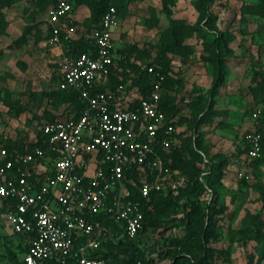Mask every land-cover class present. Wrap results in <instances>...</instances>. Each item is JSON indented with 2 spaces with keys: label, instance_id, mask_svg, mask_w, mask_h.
<instances>
[{
  "label": "built area",
  "instance_id": "2783aa9c",
  "mask_svg": "<svg viewBox=\"0 0 264 264\" xmlns=\"http://www.w3.org/2000/svg\"><path fill=\"white\" fill-rule=\"evenodd\" d=\"M71 12L68 1L47 11L52 34L45 44L58 49L56 86L78 93L85 104L81 115L43 121L41 145L31 150L0 148V162L6 160L0 165V218L25 248L24 264H64L69 258L78 264H109L92 257L102 241L100 218L115 222L122 237L135 240L151 194L175 190L182 180L176 175L165 184L163 177L172 173L156 151L180 143L178 129L160 107L164 76L148 67L152 90L136 105L133 96L98 91L118 57L114 33L119 16L110 7L90 35L95 49L72 56L64 52V41L71 38L65 26L74 22ZM259 113L253 114L255 120ZM245 141L246 157L259 158L257 132L251 130Z\"/></svg>",
  "mask_w": 264,
  "mask_h": 264
},
{
  "label": "rangeland",
  "instance_id": "374dc122",
  "mask_svg": "<svg viewBox=\"0 0 264 264\" xmlns=\"http://www.w3.org/2000/svg\"><path fill=\"white\" fill-rule=\"evenodd\" d=\"M258 1L220 0L221 4L214 8L218 17L217 30L231 37L228 47L232 54L222 63L217 65L205 60L207 55L199 37L187 41L194 49L188 64H181L178 57L172 62L175 83L169 94L179 104L180 116L190 112L185 105L199 94L206 97V110L210 108L225 112L215 115L210 123L187 131V135L199 139V153L205 162L215 163L216 155H221L227 161L222 185L218 189L217 204L218 207L224 206V212L216 217L217 235L215 241L210 242L211 246L223 252L215 255V264H264V255L260 256L256 251L255 242L244 243L239 233L250 215L260 214L264 221V155L255 165L256 162L248 159L243 150L245 132L257 131L260 127L264 131L261 119L255 120L253 117L256 111H260L259 114L264 117V88L257 87L264 78V23L259 16L242 11L244 4H257ZM129 7V15L119 18L114 33L115 47L118 51L131 47L149 51V57L135 60L137 64L145 65L155 55L154 47L160 44L169 22L161 12L160 0H138ZM28 9H33L31 0H21L14 8L6 10L9 29L0 38V140L32 141L46 119L43 117L45 111L61 115L69 109L49 102L44 96L45 92L56 89L58 79V57L51 46L44 41L36 42L35 36H28L25 44L10 48L25 31L30 19ZM173 12L175 18L186 26L193 25L198 15L190 0H175ZM88 14L84 7L73 12L75 21L65 26L71 38L78 37L84 31L82 22ZM154 16L159 22L156 27H150L149 21ZM45 18L46 11L37 12L36 20L44 21L42 30L46 29ZM207 36L212 40L215 35L207 33ZM21 65H25V68ZM7 96L23 107L21 113L4 104L3 98ZM181 129L185 130V127ZM208 169L209 166H204L205 172ZM171 173L172 177H163L165 184L179 176L182 180L178 181L177 188L185 185L186 178L179 175L177 170ZM240 173L244 176L241 177ZM211 197V194L204 195L202 203H209ZM176 225L171 223L172 228L165 232L164 237L161 229L148 232L142 248L146 259L154 261L151 264L172 263L171 259L160 260L159 254L167 236L181 237L184 234V227ZM9 237V231L0 218V264H16L7 256Z\"/></svg>",
  "mask_w": 264,
  "mask_h": 264
},
{
  "label": "trees",
  "instance_id": "16d2710c",
  "mask_svg": "<svg viewBox=\"0 0 264 264\" xmlns=\"http://www.w3.org/2000/svg\"><path fill=\"white\" fill-rule=\"evenodd\" d=\"M21 0H0V38L9 29V21L6 17V10L12 9ZM33 9H28L27 14L30 19L25 27L23 35L18 38L11 46V49L18 48L27 42L28 36H35L36 42L47 41L51 36V28L46 24V29L41 26L44 21H37L38 11H47L51 7L57 6L61 1H68L72 5V14L79 8L84 7L89 14L82 22L84 31L74 38L64 41V52L67 55L78 56L82 53L95 49V44L90 38L91 33L100 27L101 20L105 12L114 7L119 18H125L130 13V4L138 0H31ZM161 12L169 22V26L163 31L161 42L156 48L152 60L145 64H137L135 60H142L145 56L149 57L150 52L140 50L137 47L123 48L120 51L116 48L117 58L110 68V73L104 84L98 91H111L119 98L133 96L135 105L140 99L149 96L152 86L153 75L148 73V67L153 66L156 72L164 76L162 82L163 93L161 95L160 107L165 114L169 124L177 129L185 127L176 132L179 145L170 150L157 146L156 151L161 157L164 166L171 172L177 170L179 175L186 178L185 185H181L176 191H159L151 194V201L148 207L144 208L143 228L135 240L122 237L119 226L103 216L100 218L103 225L102 241L99 249L92 253V257L101 258L109 264H151L154 261L146 259L142 242L151 230H162L165 232L172 227H184V234L180 237L169 235L163 241V249L160 252V260L171 259V264H215V255L219 252L210 242L215 241L217 235V215L224 212V206L218 207V189L222 185V179L227 161L221 155H216L215 163H207L199 153L200 142L197 137L187 135V131L198 129L200 125L210 123L217 114H225L212 109L206 110V97L199 94L193 101L185 106L190 109L187 115H179V104L175 103L170 96V91L175 83L173 59L178 57L180 63L185 65L191 59L194 49L187 43L192 37L202 39L203 51L208 56L206 61L212 64H220L225 58L230 56L231 50L228 42L231 37L225 36L217 30V14L214 8L221 4L220 0H190L193 8L197 12V19L193 25H184L176 19L173 12L175 0H160ZM244 13L254 14L263 19L264 23V0H259L257 4H244ZM75 21V20H74ZM159 22L157 17H152L149 21L150 27H156ZM46 23V22H45ZM207 33L214 34V39H209ZM63 38V35H62ZM25 68V65H21ZM58 80V79H57ZM258 88H264V78L257 84ZM49 102L64 105L67 108L61 115H54L48 111L44 112V121L55 120L57 118H67L70 116L79 117L85 106L79 99L78 93L55 90L44 93ZM4 104L10 109H14L18 114L23 111V107L11 101L7 96L3 98ZM264 125V117L259 114ZM257 120V119H256ZM250 132H245L246 135ZM260 138L261 155L254 159L253 163L258 164L264 155V131L260 127L257 131ZM37 141L22 139L0 140V148H6L11 153L14 149L20 151L31 150L41 145V134H36ZM243 150L247 152L246 141ZM10 157L7 159L9 160ZM6 160L0 162L3 164ZM204 166H209L208 171H204ZM211 194L209 203H202L204 195ZM264 200V196L262 197ZM264 209V205L262 207ZM181 214L180 217L178 215ZM244 243L255 242L256 251L260 256L264 255V221L260 214L250 215L245 220L244 228L239 231ZM9 237V246L6 248L8 258L16 264H24L22 255L25 248L18 238ZM17 242H16V241ZM51 264H61L52 262ZM64 264H78L75 259L69 258ZM216 264H223L221 262Z\"/></svg>",
  "mask_w": 264,
  "mask_h": 264
},
{
  "label": "crops",
  "instance_id": "0c3cea01",
  "mask_svg": "<svg viewBox=\"0 0 264 264\" xmlns=\"http://www.w3.org/2000/svg\"><path fill=\"white\" fill-rule=\"evenodd\" d=\"M55 52L56 54L58 53V49L56 47H51Z\"/></svg>",
  "mask_w": 264,
  "mask_h": 264
}]
</instances>
